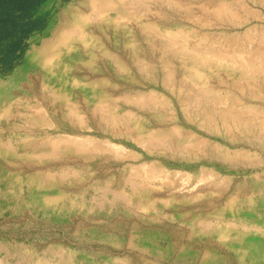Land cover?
I'll return each instance as SVG.
<instances>
[{"label": "rangeland", "instance_id": "obj_1", "mask_svg": "<svg viewBox=\"0 0 264 264\" xmlns=\"http://www.w3.org/2000/svg\"><path fill=\"white\" fill-rule=\"evenodd\" d=\"M82 3L0 0V264H264V0H136L137 19L110 11L88 23L97 43H57L75 14L91 13ZM178 28L191 30L195 56L164 46ZM153 90L155 107L138 109L137 94ZM228 110L254 130L205 126ZM76 138L89 145L71 149Z\"/></svg>", "mask_w": 264, "mask_h": 264}, {"label": "bare ground", "instance_id": "obj_2", "mask_svg": "<svg viewBox=\"0 0 264 264\" xmlns=\"http://www.w3.org/2000/svg\"><path fill=\"white\" fill-rule=\"evenodd\" d=\"M83 1V3H82V5H85V6H89V8L91 9V13H89V14H85V13H83V12H79V13H77V14H75V17H74V20L72 21L73 22V24L74 25H76L73 29H69V30H61V32H60V35H59V38H58V41H57V43H60V44H66V45H70V43L74 40V39H79L80 41H82L84 44H89L90 42L91 43H97V40L99 41L100 39L95 35V33H94V31L93 30H91L90 28H88V23L90 22V21H92V20H94V19H109L110 17H108L107 16V14L110 12V11H115L116 13H118L117 15H118V17L119 18H125V17H129L130 19L131 18H133V19H137L138 18V15H139V12H137L136 10H134V11H136V12H133V11H131L129 8H131L132 7V4L134 5V3L136 2V0H82ZM135 1V2H134ZM139 1V0H138ZM140 4V3H139ZM138 4V5H139ZM136 7V6H135ZM135 7H133V8H135ZM139 9V8H138ZM218 14H220V15H224V14H226V15H228L229 16V14H231V15H234L235 14V12L233 11V9L232 8H230L229 6H224V5H222V6H220L218 9ZM240 20V19H239ZM187 30V29H186ZM155 32V31H154ZM180 34H179V33ZM189 36H191V30H187V32H185L184 30H183V28H178L177 29V31L175 32V34L173 35V37L172 38H170V37H168L167 39H164V46L165 47H167V48H173V49H176L177 50V52L178 53H180V54H183V55H193V56H195L196 54V51H195V49H189L188 47H187V45L185 44V40H187V38L189 37ZM103 47H105V45L102 43L101 44ZM42 52V51H41ZM107 53H109V54H111L112 56H113V58H114V60H115V62H116V64L117 65H119V67L121 68V69H123V68H126V69H128L129 68V66H128V64L125 62V61H123L122 59H121V57L120 56H118V55H116V54H114V53H110V52H107ZM40 54V50L39 49H34L30 54H29V57L30 58H35V57H37L38 55ZM41 55V54H40ZM46 55H43V57H45ZM53 56H55L54 54H48L46 57H45V59H47L46 61H45V63H50L51 61H54V57ZM134 57V60H135V65H140V68L142 69V68H144V70L145 69H147V70H149V71H154L155 70V65L154 64H152V63H149V62H145L144 60H142V59H140L138 56H133ZM251 58V57H250ZM207 59H208V57H207ZM247 59V58H246ZM248 60V59H247ZM240 61L243 63V65L244 66H247V65H249V67H250V65H252V62H251V60H250V63H249V61H245L244 59H240ZM253 61V60H252ZM249 63V64H248ZM174 74H168L167 75V85H168V87H170L171 88V90L175 93L176 91H177V95H176V98H177V103L179 104V103H181V105L183 104V100L180 98V95H181V92H182V90H181V87L179 86L178 87V85L175 83V81H173L174 80ZM195 76L196 77H199V73L198 72H196L195 73ZM78 81H80L78 78H76ZM76 79H74V82H77V80ZM172 79V80H171ZM179 92V93H178ZM155 95V91L153 90V91H150L148 94L147 93H145V92H143V93H140V94H137V99H134V101H135V104H136V106H137V108L138 109H141V110H145V109H150V108H153V107H155V103H151L150 101H149V99L150 98H148V101L147 102H145L146 100H145V98L146 97H148L149 95ZM176 94V93H175ZM198 96H200V95H198ZM61 97H63V98H65L66 100H69V96L68 95H58V94H55V100H57V98H61ZM195 98H197V97H195ZM199 98V97H198ZM152 99V98H151ZM181 99V100H180ZM126 100V99H125ZM133 100V99H132ZM156 103H158L159 105H161L164 109L166 108V109H170L171 110V112L174 114L175 113V110H176V108H175V105H174V103H173V101H171L169 98H167L165 95H162V96H160V98L159 99H156ZM37 102V101H36ZM57 101H54V103H56ZM134 103V102H133ZM40 107H42V106H40ZM72 107L74 108V110H75V104H72ZM3 108L6 110V111H12L13 112V110L11 109V106H3ZM1 110V109H0ZM105 110V109H104ZM41 111H43L46 115H47V113L41 108ZM177 111H178V109H177ZM232 111L231 110H228L225 114H222L219 118H218V120H217V118L215 119V118H213V117H211L210 115H208L207 117H204V122H205V126H207L208 127V129L209 130H211V131H217L218 133L220 132V130H219V126H218V124L219 125H221L222 127H226V128H232V127H245V128H247L248 130H250V131H253L254 129V127H253V124H252V122H251V120H249V118L248 119H246V118H243V117H240L239 115H237V114H232L231 113ZM235 112V111H234ZM237 112V111H236ZM55 114H54V117L56 116V112H54ZM104 113V112H103ZM109 113V112H108ZM182 113H183V115H184V117L186 118V119H189V120H193L194 119V115L192 114V111H190L189 109H188V106H185V107H183V109H182ZM105 114V113H104ZM111 115V114H110ZM109 117V116H108ZM80 119H81V116H80ZM172 119L173 120H176V119H179V117L178 116H172ZM108 121V120H107ZM81 122L83 123V121L81 120ZM114 124H115V122H117V120L116 119H114ZM44 124H47L48 126H52L53 124L51 123V121H48V122H46V123H44ZM261 126L264 128V120L263 121H261ZM159 133H164V131L163 130H159L158 131ZM170 132H174L175 133V135H177L179 138H185V137H187V138H195V139H197L198 141H199V137H197V135L196 134H194L193 132H188V131H185L184 130V128H182L180 125H178V124H175V125H173V127L171 128V130H170ZM154 133V132H153ZM50 140H51V145H52V147H53V149H52V154H55V155H57V154H60L61 152H63L64 150H63V146H62V142L60 141V139H57L56 137H53V136H49L48 137ZM64 139V138H63ZM70 139V138H69ZM68 139V140H69ZM164 140H166V139H164ZM163 140V141H164ZM158 141V140H157ZM157 141H155V142H157ZM200 141H202L200 144H207L208 142L207 141H205V140H202V139H200ZM69 142V141H68ZM161 143V142H160ZM163 144V143H162ZM199 144V145H200ZM202 144V145H203ZM79 146V147H84L85 145H89V144H86V142H80L77 138H76V140H74V142H73V144H72V146H70V148L71 149H76L77 148V146ZM103 145V144H102ZM99 146H100V144H99ZM159 146V145H158ZM89 147V146H88ZM216 147H218L219 149H221V151H222V154L225 156V158H231V157H234V155L236 154V153H238V152H231V151H228V150H226L223 146H221V145H218V146H216ZM96 148V147H95ZM98 148V147H97ZM100 148H103V147H100ZM106 148L108 149V150H111V152L112 151H115V153L116 152H119L120 150H122V148H120V147H117L116 145H112L110 142L109 143H107V145H106ZM104 149H105V147H104ZM104 149H102L103 151H104ZM34 150H35V148H34ZM107 150V151H108ZM88 151V150H87ZM99 151H100V149H99ZM106 151V152H107ZM91 152L92 153H96V152H98V150L97 149H93V150H91ZM101 152V151H100ZM105 152V151H104ZM240 152H242V151H240ZM233 153H235V154H233ZM247 153H250V152H247ZM118 154V153H117ZM123 154V153H122ZM39 156V155H38ZM254 156L255 157H260V155H257V154H254ZM152 169V168H151ZM137 175V174H136ZM139 175V174H138ZM155 180V179H154ZM158 181V180H157ZM131 182V181H130ZM174 182V181H173ZM189 182V181H188ZM185 184V183H184ZM166 185V184H165ZM138 187V186H137ZM171 187V186H170ZM180 188V187H179ZM178 188V189H179ZM174 189V188H173ZM177 189V190H178ZM181 189V188H180ZM198 190H200L199 189V185L198 186H195V187H193L192 189H190V191H187L188 193L187 194H189V193H196V192H198ZM195 191V192H194ZM183 192V191H182ZM185 194H186V192H185ZM241 230H243L242 231V233L243 232H247L246 230H244V229H241ZM256 230H258V229H256ZM263 229H261V234H263L264 235V232L262 231ZM238 236V238H236V239H238V240H242V239H239V238H241L240 236H241V234L239 233V234H237L235 237H237ZM244 249H245V251H247L248 249H250L249 247H247V246H245V245H243L242 246Z\"/></svg>", "mask_w": 264, "mask_h": 264}]
</instances>
